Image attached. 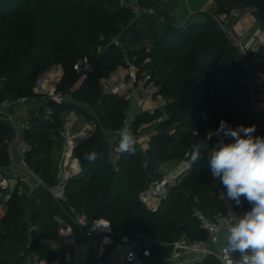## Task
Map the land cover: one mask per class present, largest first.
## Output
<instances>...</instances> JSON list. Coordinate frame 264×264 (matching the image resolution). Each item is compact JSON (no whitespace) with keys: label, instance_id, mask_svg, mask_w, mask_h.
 I'll use <instances>...</instances> for the list:
<instances>
[{"label":"trees","instance_id":"16d2710c","mask_svg":"<svg viewBox=\"0 0 264 264\" xmlns=\"http://www.w3.org/2000/svg\"><path fill=\"white\" fill-rule=\"evenodd\" d=\"M124 1L0 0V98L42 99L25 131L31 143L30 168L45 184L55 185L59 181L56 147L67 117L74 112L93 127L75 143L73 156L81 171L66 182L67 199L62 205L42 185L31 188L20 179L12 196L2 199L7 210L0 218V264H24L30 252L68 264L57 220L67 217L66 210L86 213L90 219L106 217L114 231L131 237L145 234L171 242L186 234L190 240L200 239L206 232L195 208L211 217L224 210L213 193L223 185L214 180L209 157L220 139L231 141L223 135L215 137L220 121L233 128L256 125L253 135L264 136V111L251 100L256 88L251 79L264 73V63L245 66L237 47L207 11L202 22L177 25L172 11L178 0H138L140 14ZM246 7L257 11L264 30V0H214L212 11L224 14ZM84 57L92 69L77 71L74 65ZM128 61L151 69L154 79L163 84L166 100L162 108L143 110L130 119L135 136L147 125L155 127L148 147L144 150L136 144L135 154L117 151L116 132L125 125L131 103L105 93L101 84ZM55 64L63 68L57 89L61 102L33 91ZM14 136L13 125L0 116V167L11 166ZM207 136L212 140L202 150V158L190 164L193 145ZM92 152L97 159L90 163L85 154ZM183 159L189 168L179 183L157 210L147 208L140 192L162 178L163 163ZM21 187L29 193L26 200L19 194ZM143 264H161V260L154 251ZM200 264L220 262L208 256Z\"/></svg>","mask_w":264,"mask_h":264},{"label":"built area","instance_id":"2783aa9c","mask_svg":"<svg viewBox=\"0 0 264 264\" xmlns=\"http://www.w3.org/2000/svg\"><path fill=\"white\" fill-rule=\"evenodd\" d=\"M124 2L137 14L143 10L138 5V0H125ZM213 4L214 0H209L202 10L211 13L216 19L230 41L237 47L244 65L264 63V30L259 28L258 31H252L255 24H258L257 11L254 8L246 7L243 11L234 8L230 13L215 14L212 11ZM246 15L250 17L248 22L243 21ZM233 17H239V21L231 25L228 21ZM114 43H119L117 38L114 39ZM74 68L84 72L92 69L88 57L79 59ZM62 75V66L60 64L53 65L37 80L33 91L43 97L61 102L63 96L57 89ZM251 83L256 86L251 100L257 108L264 111V73H261L256 80L251 79ZM101 84L105 93L119 95L131 103L125 124H128L135 115L132 110L133 104L143 106L150 103L149 111L162 108L166 104L162 95L163 84L154 79L151 69L140 68L130 61H128V66L119 67L110 76L102 79ZM30 99V97L0 98V116L10 121L14 127V142L19 155L20 168L33 175L36 180L34 187L42 185L62 205L67 199L66 182L72 175L81 171L79 160L73 156L76 142L69 127L71 125H68V120H71V117L70 115L67 117L70 119L65 124V132L63 131L67 140L66 150L63 152L59 164V181L55 185L49 186L30 168L27 161V155L31 150V143L25 135V131L30 128L29 118L15 119L12 112L15 103H25ZM91 128L93 127L90 126L89 129ZM89 129L84 128L79 134L87 132ZM119 131L116 132L117 136H119ZM70 139L74 145L68 151L67 143ZM66 156L67 159H65ZM188 168V160H181L175 167L164 172L162 178L153 180L144 188L140 192L139 198L147 208L152 211L157 210L170 189L179 183ZM11 179L17 181L20 179L29 185L27 175L11 173L9 169L0 167V209L5 205L2 199L7 195L6 191L9 189ZM25 193L27 192L21 187L19 194L24 195ZM213 193L222 202L224 210L211 217L202 209L195 208L194 215L198 219L200 227L206 232L204 237L197 240H190L186 234L171 242L161 236L137 234L131 237L114 231L110 220L106 217L90 219L86 213L66 210L67 217L57 216L59 241L64 247V259L68 264H132L139 258L144 260V258L150 257L155 251L153 247L156 245H172L173 249L168 257L155 251L160 256L161 264H195L197 261L202 262L208 256L217 258L220 264H239V258H235L233 255L226 256L223 252L227 235L226 229L251 206H246L244 202L237 206L235 201L228 200L223 187H216ZM34 228L35 225L31 224L29 230ZM120 247L124 249L118 253ZM24 264H59V261L51 262L45 257L30 252Z\"/></svg>","mask_w":264,"mask_h":264},{"label":"clouds","instance_id":"9594fccd","mask_svg":"<svg viewBox=\"0 0 264 264\" xmlns=\"http://www.w3.org/2000/svg\"><path fill=\"white\" fill-rule=\"evenodd\" d=\"M256 125L230 127L224 120L214 131L215 137H228L232 142L220 139L211 148L210 171L223 185L228 200L240 206L242 199L251 208L226 229V256L238 255L239 264H264V136L253 135ZM211 136L193 145L189 153L190 164L202 158ZM137 138L131 126L125 124L119 131L117 151L135 154ZM90 163L97 159L96 152L85 154Z\"/></svg>","mask_w":264,"mask_h":264},{"label":"crops","instance_id":"0c3cea01","mask_svg":"<svg viewBox=\"0 0 264 264\" xmlns=\"http://www.w3.org/2000/svg\"><path fill=\"white\" fill-rule=\"evenodd\" d=\"M187 3H189L191 5V2H189V0H187ZM194 4H196V3L194 2ZM206 4L207 3H205L204 5L198 6L197 10L199 11L198 12L199 15L196 16V18L193 22H202L206 19V12L202 10V8L206 6ZM183 17H184L183 14L176 16L175 22L178 25H184L189 20H187L185 18L183 19ZM41 105H42V99L41 98H31L30 100L26 101L25 103H15V105L12 109V112L14 114L15 119L29 118L31 113L36 111ZM150 106H151L150 103H147V105H144V106H141L138 104H133L132 110H133V113L136 114V113L143 111L146 108H149ZM73 114H75V115H73ZM69 115H70V117L72 116L71 117L72 123L74 122V125H73V128H75L74 129V133H75L74 134V140L77 141V139L79 137H76L75 135L78 134L80 131H82L84 128L89 129L90 126H92V124L89 122L83 121V119H81V117L74 112H72ZM154 129H155L154 125H147L145 131L142 134H140L139 136H136L137 144L142 149L145 150L148 147V140L150 139V136L152 135V133H154V131H155ZM60 146L61 145L57 146L56 150H59V149L61 150ZM10 150H11V157H12L11 166L9 167L10 172L16 173V174H21V175H27L29 185L31 187H34L36 184V180L34 179L33 175H31V173H27L26 171L21 169L19 166V163H18L19 155H18L17 147H16V144L14 141L11 143ZM61 158H62V156L60 157V159ZM79 166H80V163H79ZM175 166H176V164L166 162L160 166V170L162 173H164V172L170 170L171 168H173ZM58 167H59V165H58ZM6 210H7L6 205L2 206V208L0 209V218L3 215H5ZM159 258H160V256H159Z\"/></svg>","mask_w":264,"mask_h":264},{"label":"rangeland","instance_id":"374dc122","mask_svg":"<svg viewBox=\"0 0 264 264\" xmlns=\"http://www.w3.org/2000/svg\"><path fill=\"white\" fill-rule=\"evenodd\" d=\"M189 2H191V5L189 4V3H187V0H178V5H177V7L176 8H174L173 9V15H174V17H176V16H179L180 14H183V19L185 18V19H187V20H189V22H193L194 20H195V18H196V16H198L199 15V11L197 10V8H198V6L199 5H204L205 3H208L209 2V0H189ZM194 2L196 3V4H194ZM195 13V14H194ZM194 15V16H193ZM248 17H249V15H248ZM239 21V17H233V18H231L228 22H229V24H231V25H234V24H236L237 22ZM178 25V24H177ZM260 27H259V23L257 24H255V26L253 27V29H252V31H258V29H259ZM147 105V104H146ZM144 106V105H143ZM149 108H146V109H144L145 111H147ZM73 115H75V114H73ZM72 117V116H71ZM68 119H70V117L69 118H67V120ZM67 120H66V122H67ZM68 122H69V125H71V126H69L70 127V129L72 130H70L71 132H72V134H75L74 133V129L75 128H72L73 127V125H74V122L72 123V120H68ZM67 129H69L68 127H67ZM65 132V131H64ZM86 132H83V133H81V134H76L75 136L76 137H81V136H84V134H85ZM62 137H63V139H62V141H61V143L59 144V145H61L60 147H61V150L59 149V150H56V153H55V161H56V163L59 165V163H60V161H61V159H60V157L62 156V154H63V152L66 150V135L65 134H63L62 135ZM76 142V141H75ZM67 150L69 151V148L67 147ZM65 159H67V156H66V158ZM58 173H59V167H58ZM123 247H120L119 248V250H118V253L120 252V251H123ZM146 258H144V260H145Z\"/></svg>","mask_w":264,"mask_h":264},{"label":"water","instance_id":"95a60500","mask_svg":"<svg viewBox=\"0 0 264 264\" xmlns=\"http://www.w3.org/2000/svg\"><path fill=\"white\" fill-rule=\"evenodd\" d=\"M91 132H92V128L88 130V134H90ZM230 142H232V141H230ZM17 182L18 181L16 179H11L10 180L8 193H7L6 197H5L6 200L9 199L12 196V194L14 192V189H15V186L17 185ZM28 198H29V193H25L24 196H23V199L26 200ZM153 249L155 251H157V252H159V253H161V254H163V255L168 257V256L171 255L173 247H172V245H156V246L153 247ZM200 263H201V261H197L196 262V264H200ZM132 264H143V260L141 258H139Z\"/></svg>","mask_w":264,"mask_h":264},{"label":"bare ground","instance_id":"6f19581e","mask_svg":"<svg viewBox=\"0 0 264 264\" xmlns=\"http://www.w3.org/2000/svg\"><path fill=\"white\" fill-rule=\"evenodd\" d=\"M249 18L250 17H248V15H246L243 19V21H247L248 22V20H249ZM238 27H239V24H238ZM68 125H69V123H68ZM73 145H74V142L70 139L69 141H68V143H67V147L69 148V151H70V149H71V147H73Z\"/></svg>","mask_w":264,"mask_h":264}]
</instances>
